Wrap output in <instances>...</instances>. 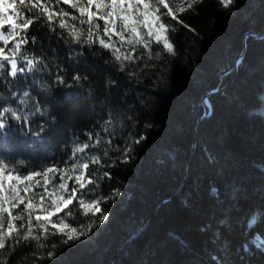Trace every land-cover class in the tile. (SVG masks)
Listing matches in <instances>:
<instances>
[{"label": "trees", "instance_id": "16d2710c", "mask_svg": "<svg viewBox=\"0 0 264 264\" xmlns=\"http://www.w3.org/2000/svg\"><path fill=\"white\" fill-rule=\"evenodd\" d=\"M176 14L161 18L175 54L152 38V58L137 46L136 60L120 71L98 44L70 49L45 29L34 46L49 65L42 80L0 82V102L12 104L9 93L27 90L26 111L39 104L44 113L0 130V154L14 162L70 168L74 147L100 134V144L77 159L100 157L87 170L95 186L85 181L81 198H103L107 217L100 222L98 212L74 200L71 216L66 209L52 220L91 226L88 236L64 245L36 228L46 247L31 238L7 241L0 264H264V0H234L227 8L203 0ZM73 49L82 53L76 59L69 58ZM41 124L45 132L34 135Z\"/></svg>", "mask_w": 264, "mask_h": 264}, {"label": "snow or ice", "instance_id": "6c2138e0", "mask_svg": "<svg viewBox=\"0 0 264 264\" xmlns=\"http://www.w3.org/2000/svg\"><path fill=\"white\" fill-rule=\"evenodd\" d=\"M202 2L203 0H179L177 7L174 6L173 0H0V82L22 84L23 79L28 76L42 80L41 74L49 65L43 55L35 54L34 46L39 42L37 34L45 29L48 34L58 35L70 49L72 45L81 49H94L98 44L101 49L110 51L120 71H124L128 64L136 60L137 46L142 45L149 59L152 58V38L157 44L163 40V49L169 54H175L174 46L166 35L169 26L161 22V18L170 17L177 20V12L193 10ZM219 2L227 8L234 0ZM61 5H68L69 10H65ZM69 19L72 23H69ZM171 31L174 32L175 29L172 28ZM114 36L119 38V46L113 40ZM125 45L130 46L131 50L122 51ZM81 54L73 49L69 58L76 59ZM81 79L79 73L72 77L76 84H79ZM83 79L86 80L87 77ZM55 82L60 85L66 83L63 75H57ZM111 83L114 84L115 81ZM40 86L46 87L43 83ZM8 95L13 97V103L0 102V130L8 129L10 121L28 125L34 122L30 117H43L44 113L39 104L34 105V111H26L31 99L29 91H23L20 97H16L15 93ZM16 101L19 106H13ZM43 132L45 128L41 124L39 130L33 134L38 136ZM88 140L93 143L77 144L74 147L71 159L75 162L71 163L70 168H59L55 165L27 168L23 166V161L17 163L0 154V250L6 248L7 241L18 245L21 240L27 242L30 238L39 244V248H45L46 243H40V235L33 234L36 228L43 229L45 240L49 233L53 237L59 235L64 245L81 241L89 235L91 226L77 229L64 223L63 217L58 222L51 219L66 209L67 215L71 216L72 210L69 206L74 200H78L80 207H85V199L81 198L86 190L85 181L87 185L95 186L96 181L87 174V170L90 163H99L100 157L91 155L86 158L81 155L80 159H77L78 154H85L90 147L95 148L100 144V134H96L93 139L90 133ZM134 143H140V140ZM69 172L79 173L75 175V183L70 189L69 181L73 176L69 175ZM36 188H42V191L36 192ZM91 190L87 189L89 194ZM115 195H119V192ZM102 199L97 196L90 199L87 205L99 213L97 219L100 222L107 219L100 211ZM46 200L51 201L52 210L45 206ZM17 221L20 222L19 226ZM49 224L51 232L47 227ZM53 255L54 252L47 251L48 257Z\"/></svg>", "mask_w": 264, "mask_h": 264}, {"label": "rangeland", "instance_id": "374dc122", "mask_svg": "<svg viewBox=\"0 0 264 264\" xmlns=\"http://www.w3.org/2000/svg\"><path fill=\"white\" fill-rule=\"evenodd\" d=\"M5 27L7 28L8 26L5 25ZM10 46H11V44H9V47H10ZM262 97H263V103H264V93H263ZM263 111H264V109H263ZM78 174H79L78 172H76V173H72V172H71L70 175L73 176V179L69 181V189L71 188L72 182H75V175H78ZM57 180H58V177H57ZM35 191H36V192H41V191H42V188H36ZM88 203H89V202H85V207H84V208H85L87 211H91V210H93L92 207H88V206H87ZM45 206H46L49 210H52V205H51V201H50V200H46V202H45ZM39 214L43 215V213H39ZM59 214H60V213H59ZM59 214H58V215H59ZM55 217H56V216H53L51 219H53V218H55Z\"/></svg>", "mask_w": 264, "mask_h": 264}, {"label": "water", "instance_id": "95a60500", "mask_svg": "<svg viewBox=\"0 0 264 264\" xmlns=\"http://www.w3.org/2000/svg\"><path fill=\"white\" fill-rule=\"evenodd\" d=\"M206 112V110H204V113Z\"/></svg>", "mask_w": 264, "mask_h": 264}]
</instances>
